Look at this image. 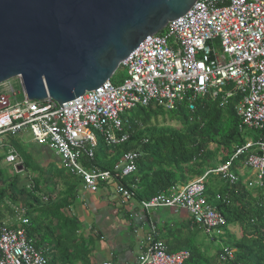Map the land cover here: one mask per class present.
<instances>
[{
  "label": "built area",
  "instance_id": "2783aa9c",
  "mask_svg": "<svg viewBox=\"0 0 264 264\" xmlns=\"http://www.w3.org/2000/svg\"><path fill=\"white\" fill-rule=\"evenodd\" d=\"M119 68L125 77L118 85L107 80L61 109L49 98L28 100L9 81L0 84V159L22 172L10 139L30 133L33 142L50 147L84 190L111 185L125 202L133 193L121 181L135 172L137 152L123 154L111 170L84 164L93 159L98 139L110 147L128 141L125 113L139 107L173 111L181 104L192 108L204 96L222 102L238 96L241 128L258 138L236 148L225 164L139 203L144 210L184 211L207 237H223L225 220L204 196L206 176L234 185L238 176L231 168L244 156L237 169H250L255 179L246 184L264 190V0H196L183 16L144 39ZM27 224L23 217L16 227L0 222V264H48L47 250L27 238ZM233 253L221 246L219 258L231 259ZM188 257L187 251L168 253L164 242L156 241L135 262L102 264H183Z\"/></svg>",
  "mask_w": 264,
  "mask_h": 264
},
{
  "label": "trees",
  "instance_id": "16d2710c",
  "mask_svg": "<svg viewBox=\"0 0 264 264\" xmlns=\"http://www.w3.org/2000/svg\"><path fill=\"white\" fill-rule=\"evenodd\" d=\"M111 83L118 85L120 81ZM237 102L238 96L225 102L204 96L192 108L181 104L173 111L159 107L133 109L122 116L127 119L124 129L129 133L128 141L110 147L98 140L93 159L84 164L111 170L123 154L137 152L135 172L121 184L138 203L148 201L225 164L236 148L258 138V134L241 128L235 111ZM10 144L22 159V170L33 177L31 187H17L16 177H5L0 169V205L7 198L18 207L28 221L27 238L35 247L47 250L48 264H92L90 243L79 234V221L68 214L81 180L62 165L33 164L16 138L10 139ZM218 155L220 160L216 161ZM239 160L231 168L237 176ZM204 196L225 220L220 241L234 250L231 259L220 260L221 246L207 249L198 235L203 231L196 225L194 230L168 229L154 240L162 239L168 253L187 251L189 257L183 264H264V190L249 187L240 176L229 185L209 173ZM230 226L238 227V238L229 232ZM209 240L213 244L214 240Z\"/></svg>",
  "mask_w": 264,
  "mask_h": 264
},
{
  "label": "water",
  "instance_id": "95a60500",
  "mask_svg": "<svg viewBox=\"0 0 264 264\" xmlns=\"http://www.w3.org/2000/svg\"><path fill=\"white\" fill-rule=\"evenodd\" d=\"M195 2L0 0V84L19 78L28 100L60 108L110 80L144 39Z\"/></svg>",
  "mask_w": 264,
  "mask_h": 264
},
{
  "label": "crops",
  "instance_id": "0c3cea01",
  "mask_svg": "<svg viewBox=\"0 0 264 264\" xmlns=\"http://www.w3.org/2000/svg\"><path fill=\"white\" fill-rule=\"evenodd\" d=\"M31 142L40 147L37 149L42 153L43 163H49L52 156L56 163H60L59 157L46 145ZM238 176L245 184L251 181L244 173L238 172ZM13 207L0 206V222L10 227H16L22 219V212ZM68 214L79 221V234L90 243L92 264L135 262L148 246L156 242L154 239L161 238L168 229H195L186 212L160 207L144 210L133 198L124 202L111 185L96 190H84L78 186ZM157 241L164 242L162 239Z\"/></svg>",
  "mask_w": 264,
  "mask_h": 264
},
{
  "label": "rangeland",
  "instance_id": "374dc122",
  "mask_svg": "<svg viewBox=\"0 0 264 264\" xmlns=\"http://www.w3.org/2000/svg\"><path fill=\"white\" fill-rule=\"evenodd\" d=\"M124 77H125L124 70H122L121 68H118L116 70V72L113 74V76L111 77V82L121 81ZM9 83L16 90L18 89V87H20V86H18V83H17V81L15 79L10 80ZM247 132L249 134H252V135L258 134L255 131H247ZM15 138H17L19 141H21V143H20L17 140L23 147L26 148L27 152L31 156V159L33 160V164H38V163L43 164V165L45 164V163L42 162L43 160H41L42 159V153L39 151V149H37V148H40V147L35 145V144H33L31 142L32 141V136H31L30 133L17 135ZM15 138H13V139H15ZM47 147H48L47 149H50L49 146H47ZM209 148L211 150L214 149V145H210ZM52 157H53V159H51L50 162H53V163H55L56 166L60 167L61 164L60 163H56L55 160H54L55 157L54 156H52ZM219 160H220V155H218L216 157V161H219ZM35 161H38V163H36ZM0 169L4 173L5 177H7V176H15L16 177L17 187H21V186L31 187V177H33V174H31V173H29L27 171H22L20 173H16L15 170H13L12 164H8V163L4 162V160H1V159H0ZM238 172H239V174L240 173L241 174L244 173L245 176H247V177H249V179H251V182H253V180L255 179V175L252 174V171L250 169L239 168ZM3 205H5V207H8V206L13 207L14 206V204H12L9 201V199H7V198L3 199V201L1 202L0 206H3ZM15 208L18 209V207H15ZM16 211H18V210H16ZM228 230H229L230 233H232L234 235V237H236V238L239 237L238 227L230 226V227H228ZM198 235H199V239L204 242V245H207V249H209V250L212 249L214 246L218 247V246H222L223 245V243L220 241L222 237H218L216 235H212V236L210 235V237H207L202 232L199 233ZM209 238H213L214 239L213 244L210 243L211 241L209 240Z\"/></svg>",
  "mask_w": 264,
  "mask_h": 264
}]
</instances>
